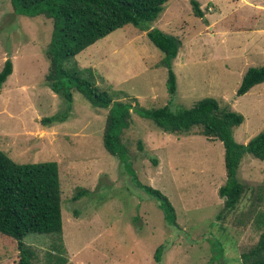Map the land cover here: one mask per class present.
Masks as SVG:
<instances>
[{
  "label": "rangeland",
  "instance_id": "rangeland-1",
  "mask_svg": "<svg viewBox=\"0 0 264 264\" xmlns=\"http://www.w3.org/2000/svg\"><path fill=\"white\" fill-rule=\"evenodd\" d=\"M170 0L151 29L177 37L173 61L176 93L167 92L163 53L146 32L126 25L89 46L64 68L90 69L96 85L114 100L140 107L191 108L212 98L244 120L233 138L245 145L264 130V83L243 96L236 90L248 68L264 65V0ZM52 22L44 16L15 15L0 0V70L13 65L0 90V150L17 164L56 162L61 190L63 252L53 234L29 233L24 245L31 264H241L264 226V162L245 155L237 178L244 194L232 212L223 211L218 189L225 182L224 148L193 129L171 135L131 114L121 141L138 181L159 190L174 207L178 228L166 225L157 202L137 188L118 158L107 153L102 134L107 110L92 107L72 89L66 105L45 84V52ZM136 99V100H134ZM89 193L73 201L77 191ZM163 246L160 260L154 253ZM52 253L53 259L47 257ZM17 243L0 234V264H18Z\"/></svg>",
  "mask_w": 264,
  "mask_h": 264
},
{
  "label": "trees",
  "instance_id": "trees-1",
  "mask_svg": "<svg viewBox=\"0 0 264 264\" xmlns=\"http://www.w3.org/2000/svg\"><path fill=\"white\" fill-rule=\"evenodd\" d=\"M170 0H9L13 13L26 17L44 16L52 22V33L45 52L49 62L45 76L46 86L66 105L64 114L42 120L50 124L68 116L72 105L71 90L79 92L92 107L107 110L102 134V144L107 153L118 158L125 173L137 188L157 202L167 226L178 228L174 207L159 190L141 184L129 162L128 151L121 141L122 134L132 122L131 114L149 120L156 129L171 135H187L193 129L209 140L219 141L224 148L225 182L218 189L223 199V211L236 209L244 187L237 178V171L245 155L264 162V130L245 145L233 138V130L244 118L228 108H220L212 98L197 101L191 108L172 110L169 105L159 108H143L135 101L121 102L95 83L90 69L64 68L63 63L74 59L79 53L126 25L146 32L152 45L163 53L159 67L167 70V92L176 93V76L172 64L181 41L159 29H151ZM192 13L202 18L204 12L197 0H189ZM10 59L4 61L0 70V90L12 74ZM264 83V65L248 68L236 90L243 96L253 87ZM136 100V99H134ZM81 189L73 201L87 195ZM264 226V218L260 221ZM29 233L53 234L59 243L53 246L58 254L63 252L61 243L62 215L61 190L56 162L17 164L0 150V234L13 239L19 251L18 264H31L32 252L24 245L23 238ZM163 246L157 247L154 258L160 260ZM53 254L48 253L51 261ZM241 264H264V231L258 242L239 256ZM58 264L64 260L56 257Z\"/></svg>",
  "mask_w": 264,
  "mask_h": 264
},
{
  "label": "crops",
  "instance_id": "crops-1",
  "mask_svg": "<svg viewBox=\"0 0 264 264\" xmlns=\"http://www.w3.org/2000/svg\"><path fill=\"white\" fill-rule=\"evenodd\" d=\"M14 69V68H13ZM12 72H13V70H12ZM9 77H11V75L9 76ZM6 83V82H5Z\"/></svg>",
  "mask_w": 264,
  "mask_h": 264
}]
</instances>
